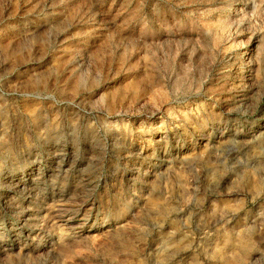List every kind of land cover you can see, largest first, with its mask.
Here are the masks:
<instances>
[{
	"label": "rangeland",
	"instance_id": "rangeland-1",
	"mask_svg": "<svg viewBox=\"0 0 264 264\" xmlns=\"http://www.w3.org/2000/svg\"><path fill=\"white\" fill-rule=\"evenodd\" d=\"M0 264H264V0H0Z\"/></svg>",
	"mask_w": 264,
	"mask_h": 264
}]
</instances>
